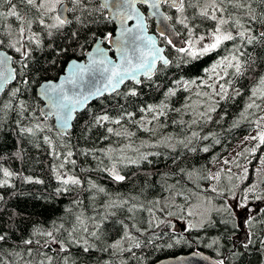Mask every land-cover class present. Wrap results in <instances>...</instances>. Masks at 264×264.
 Wrapping results in <instances>:
<instances>
[{
    "label": "snow or ice",
    "instance_id": "snow-or-ice-1",
    "mask_svg": "<svg viewBox=\"0 0 264 264\" xmlns=\"http://www.w3.org/2000/svg\"><path fill=\"white\" fill-rule=\"evenodd\" d=\"M211 124L251 132L231 158L197 166L221 144ZM9 137L0 264H149L179 245L211 249L193 251L208 264H264V0H0V140ZM24 185L67 199L63 215L22 233L10 201L33 195Z\"/></svg>",
    "mask_w": 264,
    "mask_h": 264
},
{
    "label": "trees",
    "instance_id": "trees-1",
    "mask_svg": "<svg viewBox=\"0 0 264 264\" xmlns=\"http://www.w3.org/2000/svg\"><path fill=\"white\" fill-rule=\"evenodd\" d=\"M215 58V55L211 57L205 58L201 62V67H207L210 65ZM201 75L203 74L202 72L200 73ZM189 75L195 76L196 73H190ZM186 94H181L175 99V103L177 106H180L185 102L184 97ZM239 104L237 105H230L228 106V111L232 114H235L238 111ZM187 118V117H185ZM231 118V117H229ZM227 127V122H225V128ZM211 130L213 132H218L220 133V140L221 144L216 145L212 152L208 154H201L197 158V166L199 164H205L208 163V161L213 157V156H220L221 158H225L231 149L235 146V144L242 138L247 136L251 132V128L248 125H241L240 128L233 129L232 131H226L222 130L219 126L215 124L209 125L205 131ZM166 132L169 133H174L175 129L173 127H169L168 129L165 130ZM138 136L141 137L142 139L147 138L146 133H138ZM13 145H14V139L9 137L7 140H0V151L3 152H8L13 150ZM264 150L261 152L257 153V156L263 155ZM31 155L33 157H39L40 160H44L45 157L40 155L39 153L32 151ZM218 163L210 165V167H215ZM255 164H257L256 160H252V164L249 165V168L251 169ZM11 167L13 168H19L23 167L26 169V174H36L44 178L46 176V169L44 168L43 165H40L39 163H34V164H28L24 163L21 164L18 161H14L11 164ZM161 169L163 170V165L160 166ZM252 177L250 175L249 180L251 181ZM110 191L113 193H128L131 191V186L127 183L122 184V185H115V184H108L107 185ZM43 186L40 185H24L23 186V191L25 193H33V195H24L21 196L17 199H14L10 201V203L15 207V209L20 212L24 217L25 220L23 223L20 224V228L22 233H27L28 230H30L33 222H37L41 225L50 222L52 219H55L61 215H63V209L67 206V199L63 200H58L54 204L49 203L40 199L36 198L35 194H38L40 190L42 189ZM195 191V189H193ZM161 193L157 190H152L149 192V196L151 197H159ZM264 207V205L262 206ZM240 229L237 230L236 235L239 234ZM210 234H212L210 232ZM195 236V233L192 234ZM193 250H203L210 254L211 256L213 255L211 249L207 248H197L196 245H193L192 247L185 246V245H179L174 248H167V247H162L156 251L151 252V255L149 256V264H154L155 262L167 258L170 256H175L178 254L182 253H188Z\"/></svg>",
    "mask_w": 264,
    "mask_h": 264
},
{
    "label": "water",
    "instance_id": "water-1",
    "mask_svg": "<svg viewBox=\"0 0 264 264\" xmlns=\"http://www.w3.org/2000/svg\"><path fill=\"white\" fill-rule=\"evenodd\" d=\"M241 235H243V229L241 232ZM200 251V250H196ZM205 255L211 256L208 253L202 251ZM183 257V261H181L179 258ZM154 264H208L207 261H203L199 256H193V251L188 253H182L175 256H170L167 258H163Z\"/></svg>",
    "mask_w": 264,
    "mask_h": 264
},
{
    "label": "rangeland",
    "instance_id": "rangeland-1",
    "mask_svg": "<svg viewBox=\"0 0 264 264\" xmlns=\"http://www.w3.org/2000/svg\"><path fill=\"white\" fill-rule=\"evenodd\" d=\"M254 134V133H253ZM246 137V136H245ZM245 137H242L239 142L231 149V151L229 152V154L225 157V158H231L232 156L235 155L236 152L240 151L242 146H244V141H245ZM264 155V152H263ZM246 163V162H245ZM254 166H258V164L254 165ZM219 167H223L222 163H218L213 170L219 168Z\"/></svg>",
    "mask_w": 264,
    "mask_h": 264
}]
</instances>
